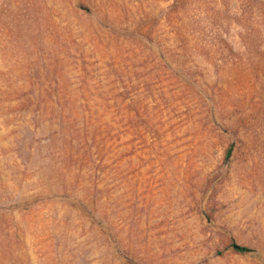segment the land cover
<instances>
[{
  "label": "rangeland",
  "instance_id": "374dc122",
  "mask_svg": "<svg viewBox=\"0 0 264 264\" xmlns=\"http://www.w3.org/2000/svg\"><path fill=\"white\" fill-rule=\"evenodd\" d=\"M260 1L0 0V264H264Z\"/></svg>",
  "mask_w": 264,
  "mask_h": 264
},
{
  "label": "trees",
  "instance_id": "16d2710c",
  "mask_svg": "<svg viewBox=\"0 0 264 264\" xmlns=\"http://www.w3.org/2000/svg\"><path fill=\"white\" fill-rule=\"evenodd\" d=\"M259 13H260V24H261V26L264 27V1H260V3H259ZM260 36H264V35H260ZM263 41H264V38H263ZM247 119H249V118H246V117L243 118V120H247ZM261 120L264 121L263 117H261ZM241 123L242 122L240 121V124ZM235 252L239 253L241 251L235 250Z\"/></svg>",
  "mask_w": 264,
  "mask_h": 264
},
{
  "label": "water",
  "instance_id": "95a60500",
  "mask_svg": "<svg viewBox=\"0 0 264 264\" xmlns=\"http://www.w3.org/2000/svg\"><path fill=\"white\" fill-rule=\"evenodd\" d=\"M232 152H233V147H232V148L228 151V153H227V160H229V159L231 158ZM233 248H234L235 250H238V251H241V252H247V251H248L246 248L241 247V246L236 245V244L233 245Z\"/></svg>",
  "mask_w": 264,
  "mask_h": 264
}]
</instances>
